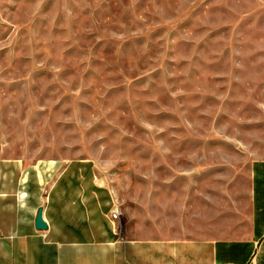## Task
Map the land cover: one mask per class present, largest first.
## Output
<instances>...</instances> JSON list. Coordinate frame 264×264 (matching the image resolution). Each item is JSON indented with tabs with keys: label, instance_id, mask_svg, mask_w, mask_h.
Masks as SVG:
<instances>
[{
	"label": "rangeland",
	"instance_id": "obj_1",
	"mask_svg": "<svg viewBox=\"0 0 264 264\" xmlns=\"http://www.w3.org/2000/svg\"><path fill=\"white\" fill-rule=\"evenodd\" d=\"M260 145L264 0H0V163L95 175L119 238Z\"/></svg>",
	"mask_w": 264,
	"mask_h": 264
},
{
	"label": "crops",
	"instance_id": "obj_2",
	"mask_svg": "<svg viewBox=\"0 0 264 264\" xmlns=\"http://www.w3.org/2000/svg\"><path fill=\"white\" fill-rule=\"evenodd\" d=\"M6 163L0 264H264V145L243 173L155 209L152 238H119L113 192L95 175L45 181ZM40 210L46 229L35 224Z\"/></svg>",
	"mask_w": 264,
	"mask_h": 264
},
{
	"label": "water",
	"instance_id": "obj_3",
	"mask_svg": "<svg viewBox=\"0 0 264 264\" xmlns=\"http://www.w3.org/2000/svg\"><path fill=\"white\" fill-rule=\"evenodd\" d=\"M35 224H36V227L39 228V229H46L47 228V225H46L45 221L42 218V211L41 210L38 212Z\"/></svg>",
	"mask_w": 264,
	"mask_h": 264
}]
</instances>
